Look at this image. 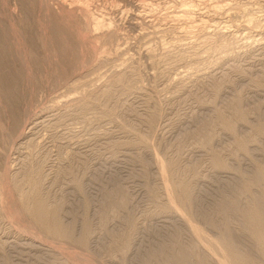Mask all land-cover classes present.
Here are the masks:
<instances>
[{"label":"rangeland","instance_id":"1","mask_svg":"<svg viewBox=\"0 0 264 264\" xmlns=\"http://www.w3.org/2000/svg\"><path fill=\"white\" fill-rule=\"evenodd\" d=\"M193 1L0 0V264H264V0Z\"/></svg>","mask_w":264,"mask_h":264},{"label":"bare ground","instance_id":"2","mask_svg":"<svg viewBox=\"0 0 264 264\" xmlns=\"http://www.w3.org/2000/svg\"><path fill=\"white\" fill-rule=\"evenodd\" d=\"M42 1V0H41ZM44 1V0H43ZM73 1V0H72ZM79 1V0H78ZM202 0H200L199 2H201ZM204 1H206V0H204ZM220 1V0H219ZM226 1V0H225ZM255 1V0H254ZM62 2V1H61ZM71 2V1H70ZM81 2V1H80ZM119 2V1H118ZM209 2V1H208ZM212 2V1H211ZM210 2V3H211ZM213 2H215V1H213ZM217 2V1H216ZM58 3V2H57ZM151 3V2H150ZM169 3V2H168ZM219 3V2H218ZM218 3H216L215 5L216 6H212L213 8H215V7H218V6H220ZM35 4V3H34ZM68 4V3H67ZM71 4V3H70ZM99 4V3H98ZM166 4V3H165ZM170 4V3H169ZM179 4V3H178ZM199 4V3H198ZM198 4H196L193 0H180V4H179V6H177V4H176V10L175 9H173V11L175 10V16L174 17H176L178 20H182V22L184 23V24H186V26H184L183 28H181V30L183 29L184 31H186L185 33H188V31L189 30H191L192 31V29H190V28H192V27H194V25H197L198 23H197V20H195V19H197V18H195L196 16H194V14H195V12L196 11H199V9L201 8V6H200V8H198ZM201 4V3H200ZM205 3H203V5H204ZM229 4V3H228ZM82 5V4H81ZM83 5H85V3H83ZM151 5H153V4H151ZM202 5V6H203ZM207 5V4H206ZM208 5H209V3H208ZM211 5H214V4H211ZM211 5L209 6V7H211ZM259 5V4H258ZM75 6V5H74ZM86 6V5H85ZM225 6V5H224ZM73 7V6H72ZM89 7V6H88ZM87 7V8H88ZM111 7V6H110ZM174 7V6H173ZM205 7V6H204ZM207 7V6H206ZM205 7V8H206ZM211 7V8H212ZM232 7V6H231ZM236 7V6H235ZM250 7V6H249ZM84 8V7H83ZM166 8V7H165ZM169 8V7H168ZM205 8H204V10H205ZM211 8H209V9H211ZM212 8V9H213ZM220 8H221V6H220ZM225 8V7H224ZM31 9V8H30ZM51 9V8H50ZM61 9V8H60ZM125 9V8H124ZM151 9V8H150ZM156 9V8H155ZM209 9H207L208 11H210ZM219 8H216V10H218ZM233 9V8H232ZM94 10H96V9H94ZM170 10V9H169ZM251 10V9H250ZM89 11V10H88ZM173 11H172V13H173ZM213 11H215V10H213ZM223 11V10H222ZM239 11V10H238ZM244 11V10H243ZM254 11V10H253ZM261 11V10H260ZM61 12V11H60ZM97 12V11H96ZM200 12V11H199ZM203 12V11H202ZM206 12V11H205ZM217 12V11H216ZM58 13V12H57ZM201 13V12H200ZM215 13V12H214ZM252 13V12H251ZM56 14V13H55ZM100 14V13H99ZM159 14V13H158ZM208 14V13H207ZM211 14V13H210ZM246 14V13H245ZM45 15V14H44ZM86 15V14H85ZM166 15V14H165ZM204 15V14H203ZM227 15V14H226ZM89 16H91V13H90V15ZM110 16V15H109ZM253 16V15H252ZM111 17V16H110ZM165 17V16H164ZM222 17V16H221ZM246 17H248V16H246ZM255 17V16H254ZM84 18V17H83ZM90 19H91V23L93 24V27H95V28H93L94 30H98L99 29V27L101 26V23L104 21V15L103 14H101V15H98V16H95V15H93V13H92V17H90ZM199 19V18H198ZM242 19V18H241ZM260 19V18H259ZM4 20V19H3ZM256 20V19H255ZM60 21V20H59ZM110 21V20H109ZM253 21V18L252 17H250L249 16V18L247 19V22H249V23H253L252 22ZM257 21V20H256ZM255 21V22H256ZM89 22V21H88ZM112 22V21H111ZM110 22V23H111ZM200 22V21H199ZM90 23V24H91ZM116 23V22H115ZM179 23H181V22H179ZM213 23V22H212ZM211 23V24H212ZM246 23V22H245ZM258 23H259V21H258ZM263 23V22H262ZM57 24V23H56ZM112 24V23H111ZM102 25H104V23L102 24ZM198 25H201L200 23L198 24ZM197 25V26H198ZM204 25V24H203ZM207 25V24H206ZM249 25V24H248ZM55 27H56V25H54ZM87 26H89V24L87 25ZM92 26V25H91ZM110 26H112V25H110ZM143 26V25H142ZM180 26H182V23H181V25ZM215 26V25H214ZM54 27V28H55ZM103 27V26H102ZM116 26H114V28H115ZM227 27V25H225V28ZM251 27V26H250ZM101 28V27H100ZM104 28H105V25H104ZM113 28V27H112ZM154 28V27H153ZM218 28V27H217ZM58 29H61V28H58ZM118 29V28H117ZM120 29V28H119ZM175 29V28H174ZM180 29V28H179ZM16 30V29H15ZM183 30H182V32H183ZM75 31V30H74ZM162 31V30H161ZM201 31V30H200ZM62 32V31H61ZM190 32V31H189ZM1 33V32H0ZM8 33V32H7ZM61 34V33H60ZM200 34V33H199ZM76 35V34H75ZM109 35V34H108ZM61 36V35H60ZM205 36H207V34L205 35ZM204 36V37H205ZM241 36V35H240ZM1 37V36H0ZM96 37V36H95ZM98 37V36H97ZM107 38V37H106ZM3 39V38H2ZM12 40H14V39H12ZM23 40V39H22ZM175 40V39H174ZM260 40V39H259ZM8 41V40H7ZM21 41V40H20ZM113 41V40H112ZM79 42V41H78ZM6 44V43H5ZM22 44H24V43H22ZM176 44V43H175ZM171 46V45H170ZM3 47V46H2ZM80 47V46H79ZM5 48V47H4ZM5 49H3V51H4ZM7 51V50H6ZM9 51H11V50H9ZM10 53V52H9ZM8 53V54H9ZM7 54V55H8ZM23 55V54H22ZM51 55V54H50ZM5 57V56H4ZM3 57V58H4ZM19 60V59H18ZM36 60V59H35ZM20 64V63H19ZM27 64V63H26ZM6 66V65H5ZM25 66V65H24ZM80 66V65H79ZM2 67V66H1ZM17 67V66H16ZM6 69V68H5ZM44 69V68H43ZM14 70V69H13ZM7 71H8V69H7ZM44 71V70H43ZM1 72V71H0ZM4 72H6V71H4ZM14 73V72H13ZM4 74V73H3ZM8 74V73H7ZM11 74V73H10ZM26 74V73H25ZM9 75V74H8ZM1 78V77H0ZM2 81L4 80V81H6V82H9V84H8V87H10V88H8L9 89V91L7 92V94L8 95H10V94H14L16 91H15V85H13L12 83L13 82H10V78L8 77V76H6L5 74L2 76ZM58 78V77H57ZM17 79V78H16ZM1 80V79H0ZM14 81V80H13ZM4 82H2L1 84H3ZM18 84V83H17ZM31 85V84H30ZM4 86H5V84H4ZM6 89H7V87H6ZM33 89V88H32ZM6 91V90H5ZM18 95V94H17ZM2 96V95H1ZM4 97H6L5 95H4ZM10 97H11V95H10ZM13 97V96H12ZM30 98V97H29ZM7 99H9V97L8 98H6V102L8 101ZM26 99V98H25ZM11 100V99H10ZM9 100V101H10ZM16 100V99H15ZM5 101V100H4ZM14 101V100H13ZM35 101V100H34ZM6 102H4L3 104H1V106L2 105H4ZM30 102V101H29ZM17 103V102H16ZM10 104V103H9ZM18 104V103H17ZM14 105V104H13ZM19 105V104H18ZM0 106V107H1ZM10 106H12V104L10 105ZM33 106V105H32ZM3 107V106H2ZM5 107V106H4ZM3 107V108H4ZM6 107H8V108H10L8 105H6ZM2 109V108H1ZM4 109H6V108H4ZM14 109V108H13ZM3 111H5V110H3ZM9 111V110H8ZM11 111H13L12 113H14L15 111L14 110H11ZM16 112H18V110L16 111ZM10 113V112H9ZM4 116H5V114H4ZM14 116H17V115H14ZM13 116V118H15ZM10 117V116H9ZM1 118V117H0ZM17 118V120H19L18 119V117H16ZM11 120H12V118H11ZM15 120V119H14ZM0 121H1V119H0ZM3 121V120H2ZM9 121V120H8ZM19 122V121H18ZM18 122H17V124H18ZM11 123V122H10ZM26 123V122H25ZM1 124V123H0ZM15 124V123H14ZM21 124V123H20ZM3 124H1V126H2ZM12 125V124H11ZM10 125V126H11ZM9 128V127H8ZM0 129H2V128H0ZM4 129V128H3ZM2 129V130H3ZM10 129V128H9ZM13 129V128H12ZM6 130V129H5ZM22 130V129H21ZM11 131V130H10ZM1 132V131H0ZM6 133H7V131H6ZM9 133V132H8ZM13 134V133H12ZM9 136H11V135H9ZM15 136V135H14ZM3 137V136H2ZM6 137H8V136H6ZM5 137V138H6ZM11 138V137H10ZM3 139H4V137H3ZM8 139H9V137H8ZM8 139H6V141L8 140ZM2 140V139H1ZM10 141H11V139H10ZM3 142V141H2ZM10 144V143H9ZM2 145H4V144H2ZM7 146V145H6ZM8 149V148H7ZM3 150V149H2ZM11 152V151H10ZM7 159V158H6ZM3 162V161H2ZM8 163V162H7ZM218 164V163H217ZM219 165V164H218ZM7 166V165H6ZM8 171V170H7ZM5 172V171H4ZM4 175V174H3ZM7 177V176H6ZM5 177V178H6ZM7 179V178H6ZM4 183V182H3ZM6 189V188H5ZM8 190V189H7ZM5 191V190H4ZM2 192V191H1ZM11 194V193H10ZM2 198V197H1ZM15 202H16V200H15ZM4 204V203H3ZM42 208V207H41ZM8 209H10V208H8ZM15 210H16V208H15ZM13 211V210H12ZM10 213V212H9ZM12 213V212H11ZM15 214V213H14ZM13 214V215H14ZM9 215V214H8ZM12 215V214H11ZM41 215V214H40ZM15 217H18V216H16L15 215ZM13 218V217H12ZM24 218V217H23ZM20 220V219H19ZM28 220V219H27ZM16 221V220H15ZM12 222V221H11ZM17 223V222H16ZM18 225V224H17ZM25 225H26V223H25ZM14 226V225H13ZM20 226V225H19ZM27 226V225H26ZM29 226V225H28ZM18 227V226H17ZM19 228V227H18ZM31 228V227H30ZM33 230V229H32ZM63 246V245H62ZM68 247V246H67Z\"/></svg>","mask_w":264,"mask_h":264}]
</instances>
